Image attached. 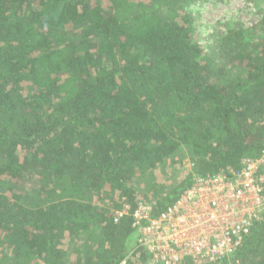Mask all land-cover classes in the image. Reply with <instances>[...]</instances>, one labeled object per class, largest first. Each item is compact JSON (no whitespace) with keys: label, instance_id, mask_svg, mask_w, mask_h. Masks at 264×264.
Here are the masks:
<instances>
[{"label":"trees","instance_id":"trees-1","mask_svg":"<svg viewBox=\"0 0 264 264\" xmlns=\"http://www.w3.org/2000/svg\"><path fill=\"white\" fill-rule=\"evenodd\" d=\"M206 1L0 0V264H145L141 204L264 153V11L204 49ZM232 260L264 264V217Z\"/></svg>","mask_w":264,"mask_h":264},{"label":"built area","instance_id":"built-area-1","mask_svg":"<svg viewBox=\"0 0 264 264\" xmlns=\"http://www.w3.org/2000/svg\"><path fill=\"white\" fill-rule=\"evenodd\" d=\"M264 153L238 169L195 178L174 204L155 218L141 204L132 214L136 248L145 264H236L232 255L264 217ZM116 211L114 222L127 215ZM123 261L121 264H124Z\"/></svg>","mask_w":264,"mask_h":264},{"label":"rangeland","instance_id":"rangeland-1","mask_svg":"<svg viewBox=\"0 0 264 264\" xmlns=\"http://www.w3.org/2000/svg\"><path fill=\"white\" fill-rule=\"evenodd\" d=\"M35 5L33 3L31 7ZM195 10L199 13L195 22V40L204 49L210 47L214 41L212 38L217 32L225 34L227 30L235 27H241L247 31L248 38L255 41L259 39V34L253 29L264 11V0H207ZM186 154L184 150L179 155L182 164L180 172L183 173L189 171L191 167ZM165 172L155 171L159 181H163L166 177ZM38 185L39 180L37 179L34 184L28 186V190Z\"/></svg>","mask_w":264,"mask_h":264}]
</instances>
